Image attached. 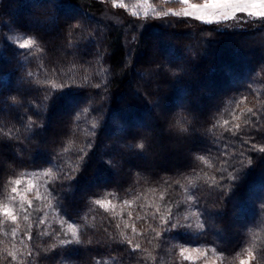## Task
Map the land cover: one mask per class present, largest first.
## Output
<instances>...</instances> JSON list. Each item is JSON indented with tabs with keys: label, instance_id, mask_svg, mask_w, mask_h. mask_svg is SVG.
Returning <instances> with one entry per match:
<instances>
[{
	"label": "trees",
	"instance_id": "obj_1",
	"mask_svg": "<svg viewBox=\"0 0 264 264\" xmlns=\"http://www.w3.org/2000/svg\"><path fill=\"white\" fill-rule=\"evenodd\" d=\"M101 8L98 0H0V128L5 132L12 126L19 129V139L9 140L0 132V205L10 194V180L25 171L46 170L57 162L71 166L74 151L59 158L57 153L63 147H81L91 140L93 147L86 149L85 161L73 173L74 179L60 182L47 178L60 214L80 225L82 239L92 243L57 244L40 264H96L97 260L101 264H149L146 252H133L132 246L119 242L123 229H117L116 224L121 225L122 219L136 220L140 235L133 243L139 242L142 249L149 250L147 241L154 233L147 230L148 225L160 223L157 206L160 213H165L162 205L173 206L181 186L189 179L204 211V228L193 240L215 249L222 264H239L246 250L252 251L254 264H264V154L249 151L252 142L264 145V56H252L264 49V19L240 29L181 20L139 29L133 21L123 19L125 22L119 25L98 17ZM73 21H79L82 28L69 37L66 29ZM128 28L130 38L133 36L130 50L123 44L124 29ZM10 30L37 37L42 51L19 49L4 38ZM165 35L170 37L160 38ZM155 47L161 51L154 53ZM230 58H236V62ZM211 77L217 79L213 86L201 88L203 80ZM133 78L144 80L139 89L132 86ZM218 82H223L222 89L218 90ZM52 83L67 84L71 91L45 107L44 89L51 90ZM214 92L215 97L207 101L206 96ZM123 95L127 99L123 100ZM11 97L19 103L13 104ZM85 107L87 112L82 111ZM165 107L169 108L163 113ZM248 107L256 115L242 114ZM61 108H67V116L52 128L54 113ZM169 112L173 121L187 118L185 126L189 128L179 136L189 142L184 152L181 150L185 154L182 162L175 167L172 158L178 157L177 148L167 152L158 148L159 142L175 137L174 132L168 135L161 128ZM234 115H240V120H233ZM28 117L38 121L39 127L26 131L23 125ZM246 119L250 121L248 126L228 131ZM224 120L229 124L223 125ZM114 121L119 122L117 129ZM145 121L155 128L147 131L148 127L142 126ZM89 132L94 135H86ZM141 138L148 141L147 151L137 153L124 147L135 145ZM250 138L249 144L243 143ZM242 151L244 157L239 155ZM151 153L156 155L144 165L142 161ZM201 155L211 167L197 159ZM249 155L254 160L250 166ZM239 159L245 162L241 178L229 180L228 172H224L221 179L216 169L241 167L236 164ZM225 160L227 164L222 165ZM197 173H208L216 180L196 179ZM216 183L224 187H214ZM229 184L235 187L229 188ZM105 198L123 204L127 214L113 216L115 212L109 208L106 211L92 203ZM125 200L131 202L130 206L123 203ZM138 214L146 217L147 223L137 220ZM7 225L0 224V264H13L5 252L6 248L12 250L14 242ZM31 225L29 230L24 224L19 229L21 252L27 251L25 245L31 248L57 243L56 237L53 239L56 231ZM41 231L49 235L41 236ZM124 232L129 237L135 235L131 227ZM25 233H31V241ZM174 233L173 237L190 242L186 234ZM15 264H22L19 256Z\"/></svg>",
	"mask_w": 264,
	"mask_h": 264
},
{
	"label": "snow or ice",
	"instance_id": "obj_2",
	"mask_svg": "<svg viewBox=\"0 0 264 264\" xmlns=\"http://www.w3.org/2000/svg\"><path fill=\"white\" fill-rule=\"evenodd\" d=\"M165 3L168 2V0H164ZM179 3L182 5H187V7L182 8L180 11H174L171 8H169L167 11H159L156 12V16L158 18H166L168 16H173V17H192L197 21H201L204 24L211 25L214 22L213 17L217 14L220 13L222 19L227 20L229 19V14L227 12H221V10H227L231 9L232 10V18H236L237 13L241 14H246L247 16L251 17H259V18H264V0H202L201 3H190V0H179ZM113 6L115 7V2L113 3ZM123 6V5H121ZM259 8L260 11H252L253 9ZM147 15V13H145ZM242 23H247L246 20H244L242 17L240 18ZM216 23H219L218 20L215 21ZM82 25L79 21H73L69 25H67L66 29V34L67 36L71 37L74 32L77 30L81 29ZM211 31V29H209ZM69 43H71V40H69ZM35 49V52H41L42 47L38 43V38L35 36H29L26 39H23L22 42L19 43V49ZM25 55H33V53H22ZM161 66L157 65V69H160ZM55 71V70H54ZM33 74L31 72L28 73V76L31 77ZM71 79V77H69ZM85 82H87L88 77L84 76ZM44 83H48V81H45ZM73 83L75 81L73 80ZM99 87V85H96ZM65 89H68V91H65ZM71 89L67 84H57V83H52L51 84V90L48 88L44 89V102H45V107L47 106L48 102H55L59 100L62 96L67 95ZM11 101L13 104L19 103L18 99L16 97H11ZM243 101H241L242 103ZM83 112H87L88 109L85 107L82 109ZM235 111V110H234ZM251 113L252 115H256V112H254V109L252 107H248L246 110H242V114H248ZM79 118V113H77L76 119ZM187 118L184 119H178L176 121H173L169 124V130L171 132H174L178 137L182 133H186L189 131V128L185 126ZM233 120H240V115H234ZM250 123L249 120H244L243 124H233L232 128H229L228 131H232V129H236L237 131L241 130L243 127L248 126ZM229 121L224 120L223 125H228ZM24 129L26 131H31L35 127H39L38 121L34 120L32 117H28L26 123L23 125ZM96 125L95 123L92 124V128H95ZM215 127V125H213ZM257 130H260L257 128ZM19 129H15V126L9 127L8 130L5 132L3 128H0V132H3L4 136H7L9 140H12L14 137L15 139H19L18 136H16V132H18ZM86 135H94V133H86ZM250 139H244L243 143L244 144H249ZM74 141H69L70 145H74ZM93 145L91 140H88V142L81 147H63L60 152L57 153V158L62 156L64 153H68L70 150L74 151L75 156L74 160L70 162L69 166L68 164H65L61 166L58 162L50 166L48 169L43 170L42 172H36V173H22L24 176H39L42 175L44 177H51L53 181H71L74 179L73 173H76L80 170V167L85 161V156L87 155L86 149H92ZM124 147L128 150H133L137 153H143L148 150L149 144L146 138H141L137 140L135 145H124ZM227 147V146H226ZM249 151H255L259 154H264V145L258 146L257 143L252 142L251 143V148ZM224 155H227V153H224ZM240 157H244L245 153L242 151L239 153ZM197 159L200 161H203L206 165L211 167L209 162L205 159L204 156H198ZM254 162L253 157L249 155L247 157V165H252ZM221 164H227V161H221ZM236 164H239L241 167H236L235 165L232 166L231 171L227 167H219L216 169V171L221 173V179H223V173L228 172V179L235 181L239 180L241 169L245 167V162L243 159H239L236 161ZM209 178L213 181L216 180L215 176L208 177V173H203L201 176L200 173H197L196 179H202V178ZM187 179V178H186ZM10 183L19 186L21 184V179H14L10 180ZM188 183L191 185L193 181L191 179L188 180ZM14 186L11 187L10 189V195L6 197L7 200L9 201H15L16 200V194L18 192V188ZM47 187V185H45ZM63 186V184H61ZM36 187L33 185L31 182L28 184V192L30 193L32 189ZM214 187L218 188H223L224 186L216 183L214 184ZM229 188L235 187L234 184H229ZM153 191H155L153 189ZM187 191V189H185ZM55 197L54 190L52 188H48L47 194L46 195H41L40 192L37 190L35 199L37 200H47L48 204L45 205V207H51V201ZM187 201L189 202V206L193 207L194 210L189 212L188 215H184L182 218L180 217H174L171 213V210L168 209L167 214L165 215L164 213H160V208L157 206V213H159V220L160 223L156 225L149 224L148 225V231L154 233V235L148 239L147 243L150 245H153V249L158 247L159 245L154 243V241L158 240H163L164 236L162 233H169L173 230L176 229H181V228H187V229H192L193 225H195L196 229H203L204 224L200 222V217L204 215V211L202 210V207L199 204V200L195 199L193 195H188L186 197ZM21 200L26 201L28 208H24L23 203L20 204V212L25 213L23 215V219L27 221L29 219V215L27 214L28 209L32 208V200L26 199V196L21 195ZM95 205H98L101 208H104L106 211L108 210V206L111 205L112 207H115V205L112 203V200L110 199H95L92 201ZM124 204H127L130 206L131 202L128 200L123 201ZM58 206V205H57ZM262 209H264V204L261 205ZM0 215H3L7 220H10L12 222H16L18 219V215L14 212V208L12 204L10 203H4L0 205ZM120 213H113V216H118ZM129 218H131L132 213L129 212ZM193 217H195V220H193ZM157 216L156 214H153L152 219L156 220ZM137 220H145L147 223L146 217L140 216L139 214L136 216ZM175 220V222H173ZM66 221H61V225ZM4 221H0V224H3ZM45 221L43 219H40L39 224H44ZM123 224V229H128L131 227V231L133 234H135L132 237H129L128 235L125 234L123 230H120L119 232V242L124 243L126 242L130 246H132V251L135 252L136 250H142L147 253L149 257L152 256V253L147 249L143 248L141 246V243H133V240L135 239L136 236H139L140 233L137 231V228L135 227V224L133 223L132 225L129 224L127 220L122 221ZM32 227V225H29V229ZM19 228V225L11 229V234L13 238H15L17 230ZM117 229H121L120 224H116ZM7 234V233H6ZM41 236H47L49 235L47 231H41L39 233ZM60 232H57L53 235V239H55V236L60 235ZM27 236V239L29 241L32 240V235L31 233H25ZM62 235L64 237H69L67 239H59L57 243H48L45 242L43 246L41 245H36L35 247H29L28 245H25L24 247L27 249L26 252H21L19 249L16 248V245H12V250H8L7 248L5 249L6 256L11 257V261L13 264L18 260V256L21 258L22 264H40V261L50 252H52L56 247L57 244L61 247L65 246H71V245H81L84 243L91 244L92 241L89 239L87 241H84L82 239V233L80 226L77 225L75 222H67V229L62 232ZM23 243V241H21ZM195 250V249H194ZM188 249L181 247L180 249V255L184 257V259H188L187 256H184V253L187 252ZM213 252L216 250L213 249ZM255 257L253 256L252 251L246 250V258L240 259L239 264H250V262L254 259ZM96 264H101V261L97 260ZM106 264V262H104Z\"/></svg>",
	"mask_w": 264,
	"mask_h": 264
},
{
	"label": "rangeland",
	"instance_id": "obj_3",
	"mask_svg": "<svg viewBox=\"0 0 264 264\" xmlns=\"http://www.w3.org/2000/svg\"><path fill=\"white\" fill-rule=\"evenodd\" d=\"M100 1V4L102 6L101 8V13L98 14L102 19L109 21L110 23L113 24H123L125 21L123 19H126L127 21H133V23L135 22L136 24L139 25V29H142V27H146L148 25L151 24H160V23H166L168 21H184V22H188L189 24H193V23H202L201 21H197L192 17H173V16H168L166 18H158L156 16V12L159 11H167L169 8H171L174 11H180L182 8L187 7V5H182L179 3V0H168V1H174L175 4H171L168 2L167 5H163L162 1L164 0H98ZM14 2V1H13ZM115 2V7L113 6V3ZM202 0H190V3H201ZM123 5V6H121ZM252 11H260L259 8L257 9H253ZM221 12H227L229 14V19L224 20L221 17L220 13H217L213 19L214 22L212 24L218 26L220 29H240L242 27H245L247 24L251 23V22H255V21H259V20H263L264 18H259V17H251V16H247L246 14H241V13H237L236 14V18H232V10L231 9H227V10H221ZM145 13H147V15H145ZM243 18L244 20L247 21V23H242L240 18ZM30 21L33 24H36V21L32 20L31 18H29ZM218 20L219 23H216L215 21ZM204 24V23H203ZM124 37H123V44L126 47L127 50H130V46L131 42H133V36L130 38V32L129 28L128 29H124ZM29 36L17 31V30H10L8 33H5L4 38H6L10 43H12L13 45L17 46L19 48V43L23 41V39L28 38ZM151 37V36H150ZM168 38L170 37V35H165V36H160V38ZM149 37H146V39ZM155 39V38H154ZM229 40V39H227ZM130 42V43H129ZM151 43L154 42V40H150ZM244 43L241 44L240 49H242V45ZM25 50V49H24ZM161 51V49L155 47L153 48V52L157 53ZM260 51V52H259ZM257 52H254L253 58H256L257 56H264V49H260ZM130 52V51H129ZM251 57V56H250ZM237 60L239 59V57H236ZM236 58H230L229 61H233L236 62ZM226 61H228L226 59ZM217 79H213V77H211L210 79L208 78L207 80H203V82L200 84V87H210L213 86V82L215 83ZM132 86H136L137 89L140 88V86L143 85L144 80L143 81H137L136 79H131L130 80ZM218 90L219 88H223V82H218ZM216 89V93H219ZM215 92L212 95H207L206 99L207 101H209L210 99H213V97H215ZM127 95H123V100L127 99ZM155 109H157V106H154ZM169 107H165V110H163L164 112H167L166 110ZM170 107V110L171 111ZM173 110V109H172ZM67 116V108L65 109H59L54 113V124L52 125V128H56L60 125V123H62V118H65ZM173 122V118H172V112L166 116V121L165 124L162 128L163 131L168 132V135H170V130H169V124ZM120 127L119 122L118 121H114L113 122V127L115 129H117L116 127ZM142 126L148 127L147 131H149L150 129L153 130L154 125L152 123H150L149 121H145L143 123ZM155 128V127H154ZM155 131L157 132L158 129H155ZM113 134H111L112 136ZM174 136H169V138L163 142H159L158 144V148L159 151H163V152H167L168 150L172 149V148H177L176 151V156H178L177 158L174 157L172 158V161H174L175 164H173V167L177 166L180 164V162H182V156L185 155L182 153V151L184 152L183 147L187 148V143L189 141L186 140V138H179L175 133H173ZM173 140H172V139ZM182 150V151H181ZM156 155V153H151L148 157L150 158H146L145 160L142 161V163L144 165L149 164L152 159L154 158V156ZM4 160V159H3ZM5 164H8V162H6ZM36 172H42L41 170L35 169V170H29V171H25L23 173H36ZM21 179V184L19 186H16L14 184H12V187L16 186L18 188V192L16 194V200L13 201H9L6 199V201L4 203H10L12 204L13 208H14V212L18 215V219L16 222H12L10 220H7L5 217H2L4 222H6L7 225V229L9 228V230H6L7 232H9V236H11V229L16 227L17 225H19V228L17 230L16 236L14 238V242L12 243L16 245L17 249H21L23 248V244H21V239L18 237L19 234V229H22V225L24 224V226L26 225H30V224H36L39 227H44V228H48L50 227V230H54L57 232H60V235L55 236L57 240L59 239H67L70 238L69 237H64L62 235V232L64 230L67 229V222H75L72 221L71 219L65 218L63 215L60 214L59 209L56 206V203L54 201V199H52L51 207H45L46 204H48L47 200L41 199V200H37L35 199L37 190L40 192V194L46 195L47 194V190L49 188V184H48V178L44 177L42 175L39 176H24L22 175V173L20 175H18L15 179ZM29 182H31L33 185H35L36 187H34L32 189V191L29 193L28 192V184ZM47 185V187L45 186ZM185 189H187V191H185ZM11 194V193H10ZM9 194V195H10ZM178 197H176V202L173 204V206H166L168 203H166L165 205L161 204L162 207V211H164L165 213L168 211V209L171 210V213L174 217H180L182 218L184 215H188L189 212L193 211L194 208L189 206V202L187 201L186 197L188 195H193L194 200L195 198V194H194V187H193V183L190 185L187 182H185L182 186L181 189L178 193ZM21 195L26 196V199H30L32 200V208L28 209L27 214L29 215V219L27 221H25L23 219V215L25 213L20 212V204L23 203L24 208H28V205L26 203V201H22L21 200ZM164 197V196H163ZM168 198H165V201H167ZM3 203V204H4ZM115 207H112L111 205L108 206V208L110 209V211L115 212V213H122L123 215H118L120 217H124V214H127L126 211L124 210L125 207L123 204L120 203H115L112 202ZM172 207V208H171ZM164 213V214H165ZM3 216V215H2ZM159 217V214H158ZM40 219H43L45 221L44 224H39ZM127 220L129 222V224L134 223L135 227L137 225H140L136 220L134 221H129V219H122V221ZM193 220H195V217H193ZM61 221H66L63 226L61 225ZM121 221V228L123 229V224ZM160 221V220H159ZM173 222H175V220H173ZM200 222L203 223V219L202 216L200 217ZM76 223V222H75ZM77 224V223H76ZM78 225V224H77ZM80 226V225H79ZM29 230V228H27ZM81 229V228H80ZM5 231V232H6ZM123 231H126V229H123ZM202 229H196L195 225H193L192 229H187V228H181V229H176L173 230L171 232H173L172 234L169 233H162V235L164 236V239L166 238V240H158L157 242L154 241V243L158 244L159 246L155 248V253H153V245H152V249L151 250V245L149 244V251H151V253H153V255L151 257L146 256L149 260V264H222L221 263V259L220 256L217 255L215 252H213V248L209 247L208 245H205L203 243H196L197 241H194L193 239L196 238V235L201 232ZM174 232H180L182 233V235L186 234V236L189 237L190 242H186V241H181L180 238H176L173 237V234H175ZM26 236V235H25ZM146 235L144 234V237ZM24 237V236H23ZM12 238V237H11ZM15 240H17V243H15ZM11 245V247H12ZM181 247L187 248L188 251L184 253V256H187L188 259H184L183 256L180 255V249ZM195 249V250H194ZM147 254V253H146ZM246 258V255L243 257ZM242 258V259H243ZM254 259L250 262V264H254L253 263Z\"/></svg>",
	"mask_w": 264,
	"mask_h": 264
}]
</instances>
